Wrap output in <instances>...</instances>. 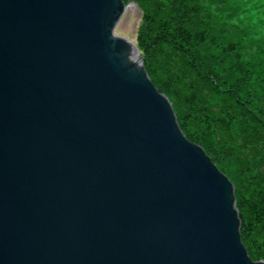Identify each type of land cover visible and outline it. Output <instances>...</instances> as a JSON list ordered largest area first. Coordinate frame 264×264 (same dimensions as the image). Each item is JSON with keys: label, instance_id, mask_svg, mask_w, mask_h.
Segmentation results:
<instances>
[{"label": "water", "instance_id": "95a60500", "mask_svg": "<svg viewBox=\"0 0 264 264\" xmlns=\"http://www.w3.org/2000/svg\"><path fill=\"white\" fill-rule=\"evenodd\" d=\"M126 8L0 0V264H264L233 184L115 34Z\"/></svg>", "mask_w": 264, "mask_h": 264}, {"label": "trees", "instance_id": "16d2710c", "mask_svg": "<svg viewBox=\"0 0 264 264\" xmlns=\"http://www.w3.org/2000/svg\"><path fill=\"white\" fill-rule=\"evenodd\" d=\"M123 1L142 14L149 79L184 137L233 184L241 241L253 261H264V52L244 53L248 34L222 15L237 11L230 0Z\"/></svg>", "mask_w": 264, "mask_h": 264}, {"label": "rangeland", "instance_id": "374dc122", "mask_svg": "<svg viewBox=\"0 0 264 264\" xmlns=\"http://www.w3.org/2000/svg\"><path fill=\"white\" fill-rule=\"evenodd\" d=\"M123 2L127 8L116 25L114 32L116 35L132 41L139 51V56L143 58L141 48H139L138 38L139 30L144 21L142 14L137 8L130 6L132 3ZM229 2L235 7H238L237 11L232 13L224 11L222 15L224 19H226V16L232 15L233 19H231V23L237 29L245 30L248 34L246 38L249 39L245 38L243 40V43H245V40L248 42V44H245L248 51L246 52L243 49L244 53L250 56H257L259 52H264V0H230ZM219 7L217 4V9ZM213 11H216L215 5L213 6ZM212 163L217 167V162Z\"/></svg>", "mask_w": 264, "mask_h": 264}]
</instances>
